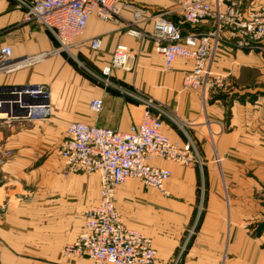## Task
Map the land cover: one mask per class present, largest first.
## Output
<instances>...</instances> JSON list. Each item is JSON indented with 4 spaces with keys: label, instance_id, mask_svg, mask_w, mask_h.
I'll return each mask as SVG.
<instances>
[{
    "label": "crops",
    "instance_id": "0c3cea01",
    "mask_svg": "<svg viewBox=\"0 0 264 264\" xmlns=\"http://www.w3.org/2000/svg\"><path fill=\"white\" fill-rule=\"evenodd\" d=\"M33 1L0 0V44L11 48L14 59L46 54L40 63L0 75V85H41L50 92L51 107L45 119L0 128V264H98L63 253L84 233L85 211L98 202L100 181L96 174L65 175L59 150L72 122L122 132L137 125L143 106L125 92L166 106L183 125L181 130L159 116L164 133L172 141H190L200 160L190 167L152 161L171 172L165 193L135 179L118 186L115 206L125 225L151 240L159 264H256L257 254L236 217L239 208L224 197L227 187L246 186L245 174L232 170L237 162H261V140L256 131L247 134L257 124L256 114L250 118L249 105H233L223 120L227 109L207 100L202 104L198 92L183 90L191 61L177 60L166 71L153 41L126 33L128 27L150 32L157 15L181 23L183 0H120L116 20L89 17L67 51L48 31L23 22V3ZM242 1L264 6V0ZM135 11L141 14L139 22ZM96 37L102 44L93 51L89 45ZM118 45L128 50L127 67L103 75ZM226 66L239 79L245 69L264 68V60L221 51L213 70ZM95 99L102 103L98 112L90 108ZM215 126L225 128L217 140L218 161L205 138Z\"/></svg>",
    "mask_w": 264,
    "mask_h": 264
},
{
    "label": "built area",
    "instance_id": "2783aa9c",
    "mask_svg": "<svg viewBox=\"0 0 264 264\" xmlns=\"http://www.w3.org/2000/svg\"><path fill=\"white\" fill-rule=\"evenodd\" d=\"M23 5V22L51 33L61 50L66 51L83 33L89 17L112 22L120 15V0H34ZM133 15L137 22L141 20L139 11ZM126 33L153 41L166 71L172 70L177 60L191 61V69L183 74L182 88L198 92L204 104L208 91L221 86V79L213 72L221 51L264 54V6L242 0H183L181 24L157 15L151 20L150 32L128 27ZM101 44L96 37L89 47L97 51ZM45 56L14 59L11 48L0 44V75L12 74L26 64L40 63ZM127 62L126 46L118 45L102 74L109 75L112 68L124 70ZM128 95L143 106L140 122L128 131L82 122L65 127L59 150L65 175L96 174L100 181L99 200L85 211L84 233L63 249L65 256H86L98 264H159L151 240L125 225L115 206V190L135 179L165 193L171 172L152 165V161L166 160L184 167L200 164L190 141H172L164 133L161 115L182 130V122L166 106L138 92ZM101 105L97 99L90 102L94 112ZM50 108V92L41 85H0V128L45 119Z\"/></svg>",
    "mask_w": 264,
    "mask_h": 264
},
{
    "label": "rangeland",
    "instance_id": "374dc122",
    "mask_svg": "<svg viewBox=\"0 0 264 264\" xmlns=\"http://www.w3.org/2000/svg\"><path fill=\"white\" fill-rule=\"evenodd\" d=\"M242 53L250 55L251 59L264 60V54L259 52L242 51ZM218 71L213 70L215 76L221 79V86L209 90L206 100L228 110V112L224 110L223 120H228L229 108L233 105L237 108L249 105L251 108L250 118L253 117L252 113L256 114L257 124L256 126L251 125V130H248L247 134L257 132V136L261 140L259 147L262 150L261 162L257 164L237 162L232 170H238L245 174L246 186H238V184L235 187L229 186L224 190V197L226 204L229 203L230 206L239 208L236 217L243 223L241 230L247 235L248 242L252 244V251L256 252L257 259L260 254L262 256L260 260L254 259V262L264 264V68L245 69L242 74L240 73L239 79L232 76L230 67H220ZM125 93L128 95L129 92ZM181 124L183 125V123ZM215 127L214 130L207 129L205 138L216 160L217 140L225 132V128L224 126L221 129ZM232 151L235 150L232 149Z\"/></svg>",
    "mask_w": 264,
    "mask_h": 264
},
{
    "label": "trees",
    "instance_id": "16d2710c",
    "mask_svg": "<svg viewBox=\"0 0 264 264\" xmlns=\"http://www.w3.org/2000/svg\"><path fill=\"white\" fill-rule=\"evenodd\" d=\"M176 22V21H175ZM176 23H179V22H176ZM179 24H181V23H179Z\"/></svg>",
    "mask_w": 264,
    "mask_h": 264
}]
</instances>
